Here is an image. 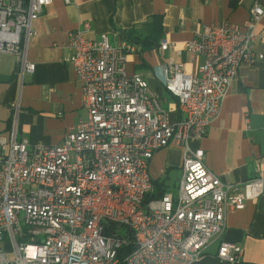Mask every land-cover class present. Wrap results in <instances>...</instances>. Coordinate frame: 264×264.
Returning a JSON list of instances; mask_svg holds the SVG:
<instances>
[{"label":"built area","instance_id":"obj_1","mask_svg":"<svg viewBox=\"0 0 264 264\" xmlns=\"http://www.w3.org/2000/svg\"><path fill=\"white\" fill-rule=\"evenodd\" d=\"M53 1L0 0V56L16 58L22 83L36 71L28 56L33 23ZM263 16L256 4L243 26H204L186 44L204 59L196 75L175 61L160 67L178 103L175 121L147 80L127 72L136 45L90 40L89 23L70 32L65 62L81 85L86 118L57 145H31L18 140L17 108L10 133L0 136V264H192L215 242L219 262L239 264L243 249L221 237L229 212L264 194V169L225 184L192 143L219 116L239 67L264 58L256 50ZM168 48L163 41L160 51ZM168 147L183 149V178L176 195L150 199V162Z\"/></svg>","mask_w":264,"mask_h":264},{"label":"crops","instance_id":"obj_2","mask_svg":"<svg viewBox=\"0 0 264 264\" xmlns=\"http://www.w3.org/2000/svg\"><path fill=\"white\" fill-rule=\"evenodd\" d=\"M264 9V0H54L33 23L29 60L36 64L23 83L16 58L0 56V136H7L18 108V140L31 145H57L71 127L86 118L83 92L70 64L68 35L89 23L90 40L107 35L118 47L126 35L151 42V48L126 55L127 72L142 75L162 99L171 121L181 118L178 103L164 87L160 67L175 61L186 75H196L203 57L189 53L186 44L204 27L231 22L243 26L254 5ZM256 50L264 55V16L258 27ZM163 41L169 43L160 51ZM150 45V43H149ZM192 148L203 152L206 168L225 184L237 185L264 169V58L255 65L239 67L218 117L206 136ZM183 149L168 147L150 162L154 194L176 195L183 178ZM221 241L243 249L239 264H264V194L231 211ZM219 243L210 245L203 258L192 264H225L217 259ZM173 264H186L175 261Z\"/></svg>","mask_w":264,"mask_h":264},{"label":"trees","instance_id":"obj_3","mask_svg":"<svg viewBox=\"0 0 264 264\" xmlns=\"http://www.w3.org/2000/svg\"><path fill=\"white\" fill-rule=\"evenodd\" d=\"M134 33H129L127 34L125 37L127 39V42H129L130 44L132 45H136L137 47H140L142 50H147V49H150L151 48V42L153 43H158L159 39L158 38H155V37H151L150 39H147V40H141L139 37L135 38L134 36ZM150 43V45H149ZM164 193L162 194H154V195H151L150 196V199L152 198H159L161 196H163ZM133 250V247H128V248H125L121 254L122 255H126L128 254L129 252H131Z\"/></svg>","mask_w":264,"mask_h":264}]
</instances>
